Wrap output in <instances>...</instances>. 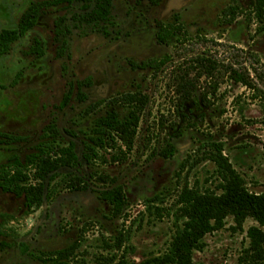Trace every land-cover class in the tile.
Masks as SVG:
<instances>
[{"label": "flooded vegetation", "instance_id": "obj_1", "mask_svg": "<svg viewBox=\"0 0 264 264\" xmlns=\"http://www.w3.org/2000/svg\"><path fill=\"white\" fill-rule=\"evenodd\" d=\"M231 1L0 0V264H49L91 220L106 227L119 216L100 198L99 162L85 154L101 134L98 119L113 110L125 118L143 105L146 126L130 153L123 147L129 158L136 154L135 163L102 170L117 176L128 200L142 188L148 195L159 188L220 100L219 81L205 94L214 81L196 57L210 50L199 45L218 41L214 34L239 35L241 16L230 22L224 14ZM166 140L176 147L172 157L158 149ZM52 141L73 143L78 159L47 176L39 201L28 192L36 185L32 161ZM107 150L104 166L128 162L112 163ZM18 169L29 178L17 185ZM75 175L83 182L67 186Z\"/></svg>", "mask_w": 264, "mask_h": 264}, {"label": "rangeland", "instance_id": "obj_2", "mask_svg": "<svg viewBox=\"0 0 264 264\" xmlns=\"http://www.w3.org/2000/svg\"><path fill=\"white\" fill-rule=\"evenodd\" d=\"M234 2L245 9L252 5V0L231 1ZM236 21L235 27H241L239 35L228 37L214 34L218 41L199 45L198 49L210 48V53L225 64L232 63L235 67H247L251 70V77H254L251 69L254 60L248 51L256 52L264 62V32L257 33L256 25L248 28L249 30L245 29L246 21L243 16L238 17ZM215 78L212 81H215ZM218 78L220 85L217 95L220 100L212 107L209 116L199 124V129L194 130L193 138L186 139V146L176 154V164L170 165V170L164 172L159 188L151 195L147 194V189L142 188L137 196L129 198L121 215L105 223L106 227L98 220H91L92 224L88 225L86 232H76L78 237L75 243L70 244H77L78 247L69 264H109L121 258L127 260L129 264H139L143 259L167 251L176 233L177 225L182 222L179 217V205L176 203L180 188L188 182L189 186L216 190L219 184L215 164L205 158L203 150L198 151L201 143L213 141L223 143L224 154L242 174L247 187L254 192H264L262 101L252 99L250 97L252 91L249 88L228 80L223 73ZM258 84L261 87L264 85L262 82ZM145 122L141 123L142 128L146 126ZM187 133L190 134L189 131ZM195 153L197 154L195 159L198 160L193 168L185 169L181 176H177L186 156ZM135 158L136 154L133 153L128 162L121 166L117 164L113 169L108 166L97 168L118 172L114 169L122 170L126 165H133ZM142 161L144 159L140 158L139 164ZM148 198L155 199L147 202ZM149 204L162 208L164 216L156 214L154 207L149 211ZM76 220L81 223L82 216L76 217ZM80 223L77 224L79 229ZM256 224L257 222L249 217L242 228H239L231 216L227 217L222 229L205 236L204 248L194 252V260L207 264H242L240 258L248 245L247 229ZM116 236L122 237L120 243L115 239Z\"/></svg>", "mask_w": 264, "mask_h": 264}, {"label": "trees", "instance_id": "obj_3", "mask_svg": "<svg viewBox=\"0 0 264 264\" xmlns=\"http://www.w3.org/2000/svg\"><path fill=\"white\" fill-rule=\"evenodd\" d=\"M230 22L235 21L238 16H243L247 21L248 28L256 25V32H264V0H252V5L245 9L237 3L227 7L224 11ZM229 16V17H228ZM208 42V40H206ZM198 55L201 63L205 64L204 70L208 77L215 78L209 91L215 93L218 88V76L222 73L228 80L234 81L249 88L252 99H260L264 109V85L259 86L258 82L264 84V62L261 61L256 52L248 51L254 60L251 69L254 77H251V70L247 67H235L232 63H217L206 54ZM201 74V72H200ZM129 101H133L130 99ZM145 107L142 105L132 111L131 115L120 118L116 110L111 111L107 116L98 119L97 124L101 128V134L95 139V147H91L86 156L95 159L100 166H104L108 161V148L113 149L110 155L112 163H123L129 159L131 150L136 147L137 135L144 114ZM110 128V130H109ZM113 132V134H112ZM149 135L142 140L144 148L150 149L152 143L151 128ZM127 147V152L123 147ZM142 146H139L141 149ZM160 154L163 157H172L176 152V147L169 141L160 144ZM155 148V151L158 150ZM205 158L215 164V172L219 179L216 190L201 189L198 186H189L185 183L177 194L176 203L179 205L180 219L182 222L177 225L176 233L167 249L162 254L143 259L139 264H207L203 261L194 260V252L204 248V238L207 234L222 229L226 224V218L231 216L239 228H242L247 218H253L257 224L247 229L248 245L243 250L240 258L242 264H264V192L251 191L246 184L242 174L232 165L228 156L224 154V144L221 142L201 143L198 151H202ZM194 155L188 154L180 165L177 176L185 169L193 168L197 162ZM78 156L73 143L67 146H59L52 141L42 152L36 156L32 163V176L36 180V185L31 186L28 192L34 199L39 201L43 197L47 176L63 165H71L77 162ZM95 183L102 189L99 191L100 198L111 207L112 215H121L128 204L124 186L116 184L117 176L110 175L105 170H98L94 174ZM29 178L23 170L17 171L13 180L17 182ZM55 180L54 175L50 177V183ZM83 178L79 175L71 178L67 186H74L82 183ZM58 183L55 185L57 187ZM82 185L81 187H85ZM219 191V192H218ZM155 198H148L147 202H152ZM155 208L156 214L163 215L162 208L148 205V210ZM170 214V213H169ZM172 215V214H170ZM178 219V221H180ZM118 243L122 237L116 236ZM118 246V245H117ZM78 245L57 251L56 257L50 260L49 264H69L74 257ZM109 264H129L124 258Z\"/></svg>", "mask_w": 264, "mask_h": 264}]
</instances>
